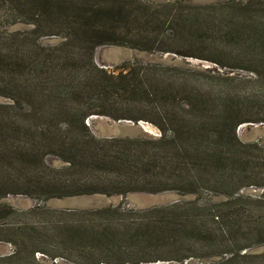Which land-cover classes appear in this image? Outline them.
<instances>
[{"label": "trees", "instance_id": "16d2710c", "mask_svg": "<svg viewBox=\"0 0 264 264\" xmlns=\"http://www.w3.org/2000/svg\"><path fill=\"white\" fill-rule=\"evenodd\" d=\"M134 4V0H0V7L16 14L18 21L55 30L66 38L49 45L18 41L13 33L0 41V97L10 101L0 105V200L16 194L48 200L207 192L224 200L203 206L194 200L154 207L144 211L148 219L144 224L121 227L119 233L110 232L111 217L103 218L104 226L89 229L55 221L48 211L43 212L42 230L55 232L64 244H75L76 255L86 256L88 264H135L125 259L123 249L100 248H107L110 240L138 239L167 242L174 251L199 246L209 252L203 258H217L199 264H242L252 247L264 246V215L257 222L238 195L248 186L261 187L255 182L264 180V154L256 162L246 153L258 149V144L239 140L238 128L247 121L229 98L209 106L196 91L179 83L174 87L166 68L158 64L133 62L116 74L94 65L93 52L100 46L144 52L161 47L159 41L145 37L159 29L157 14ZM225 6L208 9L219 7L223 14ZM201 16L195 15L196 20ZM244 21L240 18L238 24ZM254 43L264 46V41ZM259 77L264 78V70ZM177 95L188 101L178 103ZM92 116L150 123L160 136L98 139L87 124ZM49 155L65 165L51 167L46 161ZM110 210L97 214L101 217ZM40 211L32 208L23 216L33 218ZM14 214L0 205V219ZM11 236L8 243L13 251L0 258V264L40 263L34 257L45 255L36 247L39 232L19 225ZM86 244L97 245L99 252ZM187 258L191 256L179 262Z\"/></svg>", "mask_w": 264, "mask_h": 264}, {"label": "rangeland", "instance_id": "374dc122", "mask_svg": "<svg viewBox=\"0 0 264 264\" xmlns=\"http://www.w3.org/2000/svg\"><path fill=\"white\" fill-rule=\"evenodd\" d=\"M250 1L252 0H134L136 7L147 6L157 14L159 23L155 26L159 29L155 30L154 35L145 37L146 41H159L161 47L155 46L153 52H144L125 47L100 46L93 52V63L97 68L112 74H116L121 66L133 62L158 64L166 68L163 70L171 77L170 81L176 83L173 84L174 87L179 83L188 90L196 91L209 101V106H217L220 100L229 98L238 107L240 118L247 121L239 126V140L243 144H258V149L246 150L257 162L264 154V78L259 77L264 70V62L256 65L253 61H264V46L258 47L254 43L264 41V36L260 38V34L264 33V0H253L248 5ZM219 4H226L223 14L220 11L222 8L208 9ZM11 12L0 7V41H5L13 33L17 34L15 36L18 41H40L49 45L66 41V38L57 34L59 32L49 28L37 29V26L27 24L28 22H20L15 17L16 14ZM198 14L202 15L200 21L195 17ZM240 18L245 21L238 24ZM160 49H166L167 52L162 53L158 51ZM175 99L178 103L188 101L185 95H177ZM9 103V100L0 97V105ZM88 120L91 134L98 139L159 137L153 131L158 129L143 121L139 122L146 123L151 128L146 132L138 128L139 122L135 124L99 116H92ZM46 161L56 170L65 165L57 156L49 155ZM255 183L261 187L248 186L239 191L238 195L242 197L240 202L244 209L252 212L258 222L261 219L258 216L264 215V180H256ZM194 200L203 206L224 198H215L207 192H200L195 196L165 192L155 195L132 193L125 197L91 195L48 200L39 195H8L0 200V205L15 214L0 219V258L12 253L13 246L8 240L12 239V233L18 231V226L23 225L32 226L39 232L40 241L36 247L45 253L34 256L40 261L39 264L89 263L86 256L79 258L76 255L75 244H64L63 238L55 232L42 230L45 211L55 221L61 223L64 220L70 225L89 229L104 226L103 218L111 217L110 232L119 233L117 231L121 227L133 228L144 224L147 219L145 210ZM32 208H39L41 211L34 213L37 215L33 218L23 216V212ZM104 209H111V212L117 210L98 216L97 211ZM132 242L134 241L126 240L117 243L110 240V244L104 249L93 244H86L84 247L92 245L97 253L99 248L105 251L118 247L123 249L121 252L125 253V259L135 264H182L179 259L186 255L191 258H187L183 264L217 260L203 258L209 252L199 246L186 245L174 251L169 243L163 241L144 242L138 239ZM248 255L250 258L244 259L242 264H264V246L252 247ZM105 260L112 261L110 258Z\"/></svg>", "mask_w": 264, "mask_h": 264}, {"label": "water", "instance_id": "95a60500", "mask_svg": "<svg viewBox=\"0 0 264 264\" xmlns=\"http://www.w3.org/2000/svg\"><path fill=\"white\" fill-rule=\"evenodd\" d=\"M126 124H129V122H127ZM137 126H138V128H139L140 130H142L143 132H146V131H148L149 129H151V128L148 127V125H147L146 123H142V122L137 123ZM152 130H153V129H152ZM238 130H239V128H238ZM153 131H155V136H160L159 131H157V130H155V129H154Z\"/></svg>", "mask_w": 264, "mask_h": 264}]
</instances>
